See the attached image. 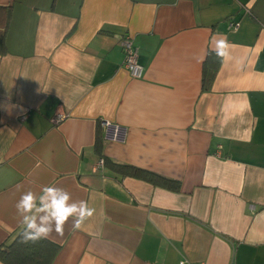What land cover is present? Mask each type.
Returning a JSON list of instances; mask_svg holds the SVG:
<instances>
[{
  "label": "crops",
  "instance_id": "crops-1",
  "mask_svg": "<svg viewBox=\"0 0 264 264\" xmlns=\"http://www.w3.org/2000/svg\"><path fill=\"white\" fill-rule=\"evenodd\" d=\"M0 7L10 11L0 55V247L24 227L21 194L55 185L95 213L46 239L59 247L53 264H264V0ZM125 35L140 79L123 67ZM222 36L231 59L205 88L213 37ZM100 120L125 126V143L105 141ZM101 158L178 190L96 171Z\"/></svg>",
  "mask_w": 264,
  "mask_h": 264
},
{
  "label": "clouds",
  "instance_id": "clouds-1",
  "mask_svg": "<svg viewBox=\"0 0 264 264\" xmlns=\"http://www.w3.org/2000/svg\"><path fill=\"white\" fill-rule=\"evenodd\" d=\"M212 43L211 50L222 64L231 59L233 45L226 37H213ZM15 208L24 226L20 239L23 244L49 239L53 232L62 237L64 226L70 218L72 227L79 229L95 213V209L89 207L86 201H71L70 193L55 185L43 186L39 194L31 189L23 192Z\"/></svg>",
  "mask_w": 264,
  "mask_h": 264
},
{
  "label": "trees",
  "instance_id": "trees-1",
  "mask_svg": "<svg viewBox=\"0 0 264 264\" xmlns=\"http://www.w3.org/2000/svg\"><path fill=\"white\" fill-rule=\"evenodd\" d=\"M10 11L7 7H0V55L6 52V29L9 23ZM219 59L215 57L214 61H209L204 65L203 71V86L208 88L216 74L219 65ZM95 150L99 153L101 150V142L97 140ZM104 166L117 172L121 176H128L137 179H142L153 185L168 188L173 191L178 190V183L168 180L151 172L112 162L110 160L101 158ZM20 229L12 240L0 247V261L3 264H53L54 258L59 251V247L46 239H42L36 243L29 242L23 244L20 242Z\"/></svg>",
  "mask_w": 264,
  "mask_h": 264
},
{
  "label": "built area",
  "instance_id": "built-area-1",
  "mask_svg": "<svg viewBox=\"0 0 264 264\" xmlns=\"http://www.w3.org/2000/svg\"><path fill=\"white\" fill-rule=\"evenodd\" d=\"M238 23H230V29H236ZM123 52V67L128 72L131 78L140 79L143 75V67L138 63L137 49L134 47L129 36L125 35L120 41ZM63 118L58 115L54 118V122H59ZM99 125L104 131V140L110 143L123 144L126 141L127 128L117 123L107 120H100ZM104 166L103 160L100 159L94 169L102 170ZM179 264H189L186 261H181Z\"/></svg>",
  "mask_w": 264,
  "mask_h": 264
}]
</instances>
